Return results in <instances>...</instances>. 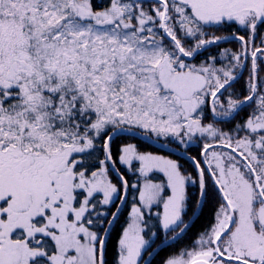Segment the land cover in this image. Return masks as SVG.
<instances>
[{"label": "snow or ice", "instance_id": "snow-or-ice-1", "mask_svg": "<svg viewBox=\"0 0 264 264\" xmlns=\"http://www.w3.org/2000/svg\"><path fill=\"white\" fill-rule=\"evenodd\" d=\"M0 264H264V0H0Z\"/></svg>", "mask_w": 264, "mask_h": 264}, {"label": "trees", "instance_id": "trees-1", "mask_svg": "<svg viewBox=\"0 0 264 264\" xmlns=\"http://www.w3.org/2000/svg\"><path fill=\"white\" fill-rule=\"evenodd\" d=\"M221 34H223V33H220V32L217 33V35H221ZM222 47L235 48L236 45L233 44V43H227V44L222 45ZM236 88L239 89L240 88V84H237ZM185 167H188V165L186 164ZM206 213H207V210H206Z\"/></svg>", "mask_w": 264, "mask_h": 264}]
</instances>
